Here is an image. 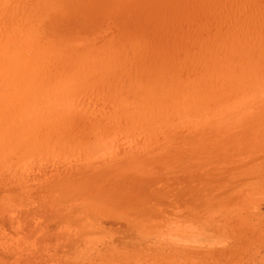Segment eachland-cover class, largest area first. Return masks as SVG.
I'll return each mask as SVG.
<instances>
[{
  "label": "rangeland",
  "instance_id": "obj_1",
  "mask_svg": "<svg viewBox=\"0 0 264 264\" xmlns=\"http://www.w3.org/2000/svg\"><path fill=\"white\" fill-rule=\"evenodd\" d=\"M136 1L0 0V264H264V0Z\"/></svg>",
  "mask_w": 264,
  "mask_h": 264
},
{
  "label": "bare ground",
  "instance_id": "obj_2",
  "mask_svg": "<svg viewBox=\"0 0 264 264\" xmlns=\"http://www.w3.org/2000/svg\"><path fill=\"white\" fill-rule=\"evenodd\" d=\"M4 1L7 2V3H10V4H11V3H14L15 0H4ZM24 1H25V0H24ZM26 1H27V0H26ZM28 1H31V0H28ZM103 1H104V0H103ZM114 1H115V0H114ZM131 1H133L132 3L135 2V0H131ZM137 1H140V0H137ZM137 1H136V2H137ZM141 1L143 2V0H141ZM141 1H140V2H137V3H139V5H141V4H140ZM153 1H154V0H153ZM153 1L151 0L152 3H153ZM181 1H182V0H179V1H177V3H180ZM185 1H186V0H185ZM185 1H184V3H185ZM211 1L213 2V0H211ZM237 1H238V0H237ZM35 2H36V1H35ZM149 2H150V1H149ZM154 2H156V0H155ZM204 2H205V1H204ZM222 2H223V1H222ZM31 3H34V2L32 1ZM31 3L28 2V3H26V4H31ZM85 3H86V2H85ZM105 3H107V2H105ZM105 3H104V4H105ZM109 3H111V2H109ZM112 3H113V2H112ZM174 3H175V2H174ZM207 3H209L208 0H207ZM227 3H228V2H227ZM230 3H231V2H230ZM230 3H229V4H230ZM238 3L241 4L239 1H238ZM116 4H117V3H116ZM153 4H154V3H153ZM160 4H161V3H160ZM172 4H173V3H172ZM172 4H171V5H172ZM223 4H224V3H223ZM239 4H238V5H239ZM106 5H107V4H106ZM110 5H113V4H110ZM134 5H135V4H134ZM134 5L132 6V4H131L130 6H131V7H136V6H134ZM151 5H152V4H151ZM154 5H155V4H154ZM166 5H168V4L166 3ZM205 5H206V4H205ZM207 5H208V4H207ZM238 5H235L234 7L237 8ZM103 6H104V5H103ZM114 6H116V5H114ZM137 6H138V5H137ZM175 6H176V5H175ZM200 6H201V5H200ZM236 6H237V7H236ZM128 7H129V6H128ZM159 7H160V5H159ZM159 7H157V9H160ZM163 7H164V9L167 8V6L165 7V4H163ZM228 7H229V6H228ZM111 8H112V6H111ZM111 8H109V9H111ZM138 8H140L139 10H142L141 6L138 7ZM173 8H174V7H173ZM184 8H185V7H184ZM204 8H205V6H204ZM80 9H81V8H80ZM157 9H153V11H155V10H157ZM167 9H168V8H167ZM213 9H214V8H213ZM213 9H212V10H213ZM222 9H223V7H222ZM241 9H243V8L241 7ZM241 9H240V10H241ZM203 10H204V9H203ZM217 10H218V9H217ZM153 11H152V12H153ZM181 11H182V10H181ZM195 11H196V9H195ZM224 11H225V10H224ZM234 11H235V9H234ZM234 11H233V12H234ZM172 12L174 13V11H172ZM237 12H238V11H237ZM161 13H162V12H161ZM161 13H158L157 15L160 17L159 14H161ZM163 13H164V11H163ZM176 13H177V12H176ZM200 13H201V12H200ZM109 14H112V13L110 12ZM194 14H195V13H194ZM201 14L203 15V13H201ZM201 14H200V15H201ZM204 14H205V13H204ZM137 15H138V14H137ZM161 15H162V14H161ZM237 15H238V13H237ZM139 16H140V14H139ZM195 16H196V15H195ZM135 17H136V16H135ZM201 17H202V16H201ZM6 18H7V17H6ZM156 18H158V17H156ZM156 18H155V19H156ZM170 18H171V17H170ZM192 18H193V17H192ZM56 19H57V18H56ZM155 19H154V20H155ZM62 20H63V18H62ZM62 20H61V22H60L61 24H63V23H62ZM65 20H66V19H65ZM134 20H135V19H134ZM57 21H58V20H57ZM52 22H53V21H52ZM55 22H56V21H55ZM58 22H59V21H58ZM67 23H68V22H66L65 26L69 24V23H68V24H67ZM122 23H124V21H122ZM50 24H51V25H50ZM36 25H38V24H36ZM52 25H53L52 23H48V27H51ZM75 25H76V24H75ZM53 26L55 27V25H53ZM59 26H60V25H56L57 29H59V28H58ZM46 27H47V25H46L44 28H45L46 30H48V31H46L45 29L42 30V31H44V32L46 31V32H45L46 34H47L49 31L51 32V30L53 29V27L50 28L51 30H50L48 27H47V28H48V29H47ZM61 28H63V26H62ZM57 29H56V30H57ZM56 30H55V31H56ZM66 30L68 31V29H66ZM57 31H58V30H57ZM44 32H42V33H44ZM58 32H59V31H58ZM64 32H65V30H64ZM39 33H40V31H39ZM56 33H57V32H56ZM65 33H66L65 35L69 34L70 36H72V34H70L69 31H68V33H67V32H65ZM95 33H96V32H95ZM18 34H20V33H17V35H18ZM21 34H22V33H21ZM48 34H49V33H48ZM57 34L59 35V34H62V33H57ZM12 35H13V32H12ZM50 35H51V33H50ZM53 35H54V34H53ZM62 35H64V33H63ZM73 35H74V34H73ZM67 36H68V35H67ZM41 37H42V38H43V37L46 38L45 41H47V42H49V41H55V39H56V38H55V39L50 38V39H51V40H50L49 37H47L46 35H45V36H41ZM212 37H213V36H212ZM44 38H43V39H44ZM59 38H60V37H59ZM94 38H95V37H94ZM47 39H48V40H47ZM52 39H53V40H52ZM41 40H42V39H41ZM61 54H62V53H61ZM61 54H59L58 57H60ZM98 54H99V53H98ZM51 55H54V54H51ZM57 55H58V54H57ZM63 55H64V54H63ZM3 56H4V57H7V55H3ZM64 56H65V55H64ZM4 57H3V59H5ZM45 60H46V58H45ZM18 62H19V61H17V63H18ZM24 63H25V62H24ZM24 63H23V65H24ZM166 76H167V75H166ZM167 77H168V76H167ZM169 78H170V77H169ZM167 84H168V83H167ZM169 84H170V83H169ZM157 87H159V86L157 85ZM168 87H171V85H169ZM156 89H157V88H156ZM159 89H160V88H158L157 90H159ZM162 89H163V88H162ZM164 90H165V89H164ZM159 91H160V90H159ZM161 91H162V90H161ZM162 92H163V91H162ZM162 94H163V93H162ZM262 125H263V124H262ZM263 138H264V136H263ZM255 142H256V141H255ZM262 142H264V140H263ZM258 143L260 144V142H258ZM258 143H257V144H258ZM255 144H256V143H255ZM255 144H254V145H255ZM257 144H256V145H257ZM262 145L264 146V144H262ZM257 146H258V145H257ZM259 147H260V146H259ZM237 148H238V147H237ZM261 148H262V147H261ZM246 152H247V151H246Z\"/></svg>",
  "mask_w": 264,
  "mask_h": 264
}]
</instances>
